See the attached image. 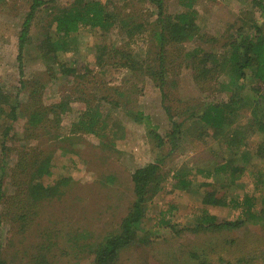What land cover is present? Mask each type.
<instances>
[{
	"label": "rangeland",
	"instance_id": "obj_1",
	"mask_svg": "<svg viewBox=\"0 0 264 264\" xmlns=\"http://www.w3.org/2000/svg\"><path fill=\"white\" fill-rule=\"evenodd\" d=\"M45 1L24 49L23 76L18 43L32 0H0V91L21 101L13 122L1 114L0 96V177L6 194L0 203V264H95L92 247L120 233L135 203L132 174L155 161L161 169L144 220L117 264H221L222 258L232 264L242 258L264 264V215H259L264 207V160L255 150L260 134L250 128L264 96L248 85L238 95L241 103L233 112L232 127L224 133L210 129L191 113L228 100L238 86L223 88L220 80L229 82L227 73L197 83L193 65L199 60L191 54L198 43L190 42L167 49L161 90L162 82L148 73L149 66L157 70L159 64L153 40L158 10L152 1ZM77 1L102 2L115 25L58 35L65 50H52L49 45L58 40L54 17ZM181 1L165 0L168 12L186 11ZM195 8L202 31L213 38L203 45L210 55L223 51L226 38L240 24L262 19L253 0H195ZM124 53L136 60L137 69L123 66ZM139 111L150 117L162 146L145 123L133 118ZM36 112L38 121L32 119ZM82 117L86 123L79 122ZM182 121L181 132L172 135L174 122ZM93 122L95 132L86 131L84 125ZM236 131L245 144L228 143ZM5 145L8 149L3 150ZM23 156L30 165L48 159L50 167L44 168L50 174L40 172L39 164L18 170ZM231 159L244 173L236 178L231 172L216 173V167ZM183 172L193 180L186 187L177 178ZM37 182L62 186L57 194L34 201L30 186ZM212 192L228 203L249 196L258 214L247 215V206L207 204L204 199ZM205 210L218 222L239 217L247 222L233 230L196 232Z\"/></svg>",
	"mask_w": 264,
	"mask_h": 264
},
{
	"label": "trees",
	"instance_id": "obj_2",
	"mask_svg": "<svg viewBox=\"0 0 264 264\" xmlns=\"http://www.w3.org/2000/svg\"><path fill=\"white\" fill-rule=\"evenodd\" d=\"M156 6L157 12V23L153 29V40L155 45L159 48V52L156 55L158 61V69H154L155 66H149L148 73L155 80L158 79L162 83L160 89H164V82L167 75L166 70V53L170 45H183L185 43L196 42L198 45L193 49L191 57H196L199 62L198 64L194 62L193 71L194 79L197 83L202 84L204 80L208 79L210 76L214 77L216 73L228 74L230 75L229 82L221 81L223 83V88L229 87L230 85H237L238 89L234 95L229 93L228 100L214 101L206 104L201 111L196 110L191 113V116H196V119L203 125L209 127L210 129L217 130L218 132H223L227 127H232L234 123L233 115L238 106L241 103V98H238L240 91L246 89L250 84L251 89L258 95L264 96V0H253V3L256 7L262 10V19L261 21H254L251 25L246 23L240 24L235 33L229 34L226 38V43L222 47V52L219 55L211 53L203 47L204 43L213 41V38H208L206 34L202 31V27L199 20V12L195 8V0H182V4L186 8V11L172 14L169 13L166 8L165 0H150ZM45 0H32V5L29 9V12L25 18L23 29L19 37V67L21 74L24 76L25 72V58H24V49L28 44V41L31 36V28L34 24L40 9L46 5ZM114 16H111L105 6L100 1H88V2H79L77 1L75 5L69 7L67 10L61 14L54 17L52 27H54L55 32L61 36L70 35L71 33H77L82 27L91 26L99 28H111L115 25ZM246 24V25H245ZM139 28H142V25H139ZM134 28L130 31L135 32ZM214 40H217L214 38ZM54 46L49 45L52 50H65V43L62 41V44L58 40H54ZM51 50V49H50ZM229 54H228V53ZM229 55L225 57L223 55ZM50 56V54H47ZM199 56H201L199 58ZM211 56L222 57L220 59L211 58ZM123 57L126 59V62L123 64L124 67L131 69H137L138 64L135 59L131 58V54H123ZM250 72L252 76L250 77ZM219 77V75H218ZM251 78V79H249ZM219 81V82H220ZM227 83V84H226ZM26 87V82H22L21 89ZM230 91V90H229ZM2 92L0 91L1 100L3 102L1 108V114L10 121L13 122L18 120L20 114L19 107L21 101L19 96L15 97L14 100H11L8 96L3 97ZM199 107H196V109ZM38 112V111H37ZM36 112V113H37ZM33 114L32 119L38 121L41 117L39 113ZM44 110L42 109V114ZM134 115V119L140 122H143L149 128V133L155 135L160 139V145L162 142V136L158 134L155 129H153L151 119L149 116L145 115L144 112L139 111ZM171 119H173L171 117ZM79 122L86 123L84 117L80 118ZM182 122H174V130L171 132L172 135H176L181 132V129L184 125ZM96 124L84 125V129L88 132H95L94 127ZM250 128L255 129L257 133L260 134V141L256 145V153H258L259 158L264 160V105L263 108H257L255 110V115L253 121L250 124ZM12 127V125H11ZM249 128V129H250ZM248 129V130H249ZM239 132V131H238ZM237 131L229 137V144L241 145L245 144V139H241ZM253 132V130H252ZM8 134V132H7ZM5 136H7L5 134ZM8 149L5 147L3 150ZM249 151L246 152L248 156ZM18 170H27L29 166L39 164L37 161L33 164H28V161L25 160L23 156L19 162ZM45 165V166H43ZM39 164L40 172H46L50 174L44 167H50L48 159ZM161 165L159 161L149 163L143 167L137 168L132 174V181L134 183V190L136 200L133 204L132 209L128 216L124 219L121 231L119 234L114 236H108L105 238L104 242L98 243L95 247H92L95 254V264H117L119 258L122 254L123 248L130 244V242L135 237V228L140 224L145 217V204L150 199L149 193H152L153 186L159 177V171ZM246 169L241 166H234V160H230L224 164L216 167V173L222 172H231V176L236 178L237 174L244 173ZM210 176V174H209ZM262 177V176H261ZM179 183L186 187L190 185L193 180L187 176L186 172L180 175L177 174ZM235 180V179H233ZM261 181V178L259 179ZM65 182V181H64ZM14 184L15 181H14ZM62 184L58 183L55 187L45 186L43 183H32L30 186V192L32 199L37 201L38 198L49 197L55 195L59 192V187ZM58 190V191H57ZM57 191V192H56ZM5 184L2 177H0V203L5 199ZM253 199L249 196L244 198L243 201H240L239 198L235 197L227 202L225 197H217L215 192L207 194L204 202L211 205L217 206H228L233 204V207L238 209L239 207L245 208L248 207V213H251V216H255L258 213L253 212L252 208L254 206ZM251 211V212H250ZM259 215H264V207H262ZM218 218L215 215L210 214L205 210L204 213H201V216L198 217L195 230L196 232H209L216 233L225 229L233 230L243 227L247 220L242 218H237L236 220H227L224 222H218ZM92 250V251H93ZM1 253V248H0ZM232 264L229 261L221 259V264ZM237 264H251L248 258H242L238 261Z\"/></svg>",
	"mask_w": 264,
	"mask_h": 264
}]
</instances>
